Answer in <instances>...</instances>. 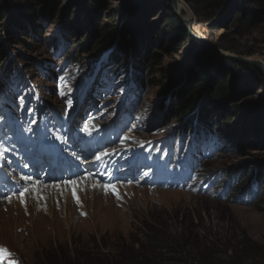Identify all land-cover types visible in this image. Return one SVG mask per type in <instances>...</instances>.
<instances>
[{
  "label": "rangeland",
  "instance_id": "rangeland-1",
  "mask_svg": "<svg viewBox=\"0 0 264 264\" xmlns=\"http://www.w3.org/2000/svg\"><path fill=\"white\" fill-rule=\"evenodd\" d=\"M182 1L189 10L174 9L172 14L183 20L191 36L185 43L168 31L161 37L156 35L160 24L162 30L173 24L163 22L171 14V0H103L96 21L120 29L122 40L131 44L143 47L144 35L147 39L150 36L151 48L163 56V62L152 71L141 70V83L131 89L128 79L114 76L112 61L96 63L89 55L75 54L87 31L81 36L62 35L60 20L80 10L75 0H52L55 10L47 20L38 22V30L18 15L17 5H10V19L23 25L22 32L7 39L9 22L0 21L4 28L0 30V51L6 49L22 73L17 71L9 81L11 95L4 99L9 111L0 121V146L9 140L7 136L16 130L18 122L26 135L33 134L30 140L34 142L39 138L37 122L41 119L61 140L66 141L72 131V136L88 149L86 159L94 162L92 172L102 179L108 176L104 185L119 187V197L111 190H81L76 196L84 197V206L75 205V197L68 203L66 190L73 191L72 187L79 184L76 181L53 185L57 189L60 185V192L42 183L53 188L52 195L36 197L28 191L25 198L24 192L23 204L18 197L21 188L12 198L9 193L0 200V264H167L161 257H171L170 249L158 248L149 241L158 243L159 238L185 248L193 257H212L214 264H224L232 254L242 256L247 264H264V181L252 179L253 188L261 189L260 194L246 197L244 203L235 202L223 189L228 175L239 165L250 167L248 175L260 168L264 177V139H247L251 146H235L225 131L214 130L217 143L207 142L208 147L196 148L198 164L192 168V137L182 145L181 137L175 136L183 125L175 114V95L195 86L188 74L195 71L192 59L204 51V46L214 56L202 68L210 74L205 93L209 94L221 77H226L230 93L229 105L212 114L222 130L230 129L224 118L232 115L231 106L248 101L264 103V70L238 59L264 65V0L236 2L237 9L243 10L242 21L228 15L216 28L213 26L219 17L209 21L196 9V0ZM134 6L144 17L139 12L134 14ZM107 57L110 53L104 59ZM229 60L244 67L233 69ZM3 66L0 52V73ZM185 74L183 87L167 96L164 83ZM37 93H42V102L35 99ZM11 113L15 118L8 116ZM256 117H251V125ZM249 142L244 140L245 144ZM171 155L187 162L176 174L168 168ZM165 156L168 159L161 165ZM31 185L35 184L29 182L28 187ZM45 201L48 208L43 205Z\"/></svg>",
  "mask_w": 264,
  "mask_h": 264
},
{
  "label": "trees",
  "instance_id": "trees-1",
  "mask_svg": "<svg viewBox=\"0 0 264 264\" xmlns=\"http://www.w3.org/2000/svg\"><path fill=\"white\" fill-rule=\"evenodd\" d=\"M240 1L241 0H234L233 2H231V0H196L195 3L196 7H198L196 9L204 14L209 21H214L219 17L217 24L213 26V28H216L217 25L228 15L232 16L237 21H242L243 10H238L236 7L237 5L235 4ZM10 5H17V10L15 11L18 15L26 22L29 21L28 25L30 24V27L32 26L36 28V30H38V22L47 20L49 14L55 10L54 7H52V0H23V3L11 2L9 4H7L5 0H0V7L3 8H0V21L9 22L6 27V35L7 39L10 40L18 32H22L23 26H20L15 20H11ZM75 5L77 6V9H80L77 10V14H72L66 19H61L59 25L64 38L72 33L81 36L82 33L86 31L88 32L84 37V42H81L79 47L77 46V53L75 51V54L78 56L89 55L94 60H97L109 50L112 51L115 49L114 58L117 65L114 69H116V73L129 72L130 67L133 66L136 78L139 82H141V77L139 75L141 70L145 69L147 71H152L151 69L163 62V56L157 50L151 48L150 36H148L147 39L146 35H144V43H142L143 47L140 43V45L131 44L130 42L122 40V31H120V29L111 27L108 23H100L96 21L98 20V15L104 6L103 0H75ZM174 9V7H169V13L171 14L163 20V22L173 21V24L166 27L165 30H162L160 24L156 35L161 37L165 34V31H168L173 37H181V43H185L191 36L186 31L183 20L172 14V10ZM131 10L135 15L139 12L140 16L142 14V17H144L142 11L138 10L137 7L134 6ZM123 12L124 10L121 13ZM1 29L4 28L0 26V30ZM23 43L25 46L29 47V45H27L28 42L23 41ZM206 49L207 46H204V51L194 56V59H192L196 69L195 71H191L188 76H190L192 80L194 79L196 82L195 86L190 90L187 89L184 92H177L175 95L177 98L175 114L180 117V121L183 123V125L177 129V134H181L183 140L187 142L188 137H192L191 143L201 147L203 146V143H207L210 140L216 143L214 130L220 131V133L225 131L224 133H226L227 138L235 146H251L252 143L247 139L252 140V138L255 141L261 142V140L264 139V103L254 104L248 101L241 105L231 106L230 112L232 115L225 116L224 118L226 123L231 124L230 129H227V132L226 130H222L218 125V122L213 119V112L220 111L229 105L230 93L226 87V77H221L218 80L216 87H214L213 90H209V94L205 93L206 91L208 92L209 89L207 84L209 83L210 74L209 70L205 71L202 70V68L208 66L214 58L211 52L208 50L205 51ZM0 52L1 61L5 62V60L8 59V64L13 66V59L8 55L6 49H2ZM25 61L27 62V60ZM228 63L233 69L240 70L244 67L243 64L237 61L229 60ZM186 81L187 75L185 74L175 77L170 83H164L166 95L168 94L167 96L171 97V94L183 87ZM253 84L256 85V83ZM261 86L264 89V83L261 84ZM253 115H257V121L254 125H251L250 120ZM232 121H234V123ZM245 139L246 142L249 143L245 144ZM191 157L194 159L195 156L192 155ZM249 170L250 167L239 165L228 175L225 183L227 185L226 187L232 188L233 190V200L239 199V201L243 202V197L248 195L250 190L252 191L253 196L259 195V192L252 188L251 181L256 177L257 180L262 183L264 181L263 173L259 168L255 170V173L252 172L251 175H248V173L250 174ZM157 237H159V235H157ZM157 240L158 243L152 240L149 241L152 244L154 243V246L158 248L170 249V253L172 254L171 257H161L167 262V264H214L212 257H197V255H194L193 257L185 250V248H179L177 244H167L162 238ZM247 263L248 262H246L242 256H236L235 254L228 256V259L224 262V264Z\"/></svg>",
  "mask_w": 264,
  "mask_h": 264
},
{
  "label": "bare ground",
  "instance_id": "bare-ground-1",
  "mask_svg": "<svg viewBox=\"0 0 264 264\" xmlns=\"http://www.w3.org/2000/svg\"><path fill=\"white\" fill-rule=\"evenodd\" d=\"M175 9H178L180 12L181 11H188L189 10V7L187 6V4L186 3H183V1L182 0H179L178 2H176V7H175ZM185 21L187 22V20L185 19ZM72 115H73V113H72ZM71 137V136H70ZM71 139V138H70ZM78 141H76V143H77ZM78 143H80V142H78ZM18 146H20V145H18ZM20 148H21V146H20ZM46 150H48V152H51V153H57V152H61V150H60V146L58 145V143L56 142V140H54V139H51L50 140V143H48L47 144V146H46ZM16 159H17V157H16ZM15 171V173H17V171L16 170H14ZM25 171H27V173L28 174H35V173H37V168H36V166H30L29 167V169H26ZM89 171V170H88ZM89 173V172H88ZM90 174V173H89ZM91 175V174H90ZM91 177L92 176H89V179H91ZM4 179V178H3ZM52 178L51 177H47V178H45V180H51ZM0 182H1V176H0ZM28 183L29 182H31V183H35V185H31V187H28V189H30L31 190V193L32 194H34V196L36 195L37 197H39L40 195H43L44 197H47L48 196V194L50 193V191L51 190H53V188L54 189H56V191H59L60 192V185L58 186L59 188L57 189V187H55V186H53V188L51 187V188H48L47 186H45V185H42V183H40L39 182V186L36 184V181H27ZM86 184L88 185V183L87 182H85V184H83L81 187L82 188H86L87 186H86ZM40 185H42L41 187H40ZM26 188V187H25ZM62 188H64V187H62ZM78 188H80V187H77V185H75L74 187H73V191L74 190H77ZM83 190V189H82ZM67 191H68V193H69V195L71 194V191H69V189L67 188ZM85 191V190H84ZM89 191V190H88ZM55 193H57L58 194V192H54L53 194H55ZM78 193V192H77ZM84 193V192H83ZM87 193V192H86ZM90 193V192H89ZM96 193H97V191H96ZM30 194V193H29ZM51 194V193H50ZM79 194V193H78ZM52 195V194H51ZM77 195V194H76ZM25 196H27V195H25ZM79 196V195H78ZM27 197H29V195L27 196ZM31 197V196H30ZM81 197V196H80ZM87 197V196H86ZM85 197V198H86ZM89 198H90V196H89ZM33 200V199H32ZM69 200H70V197L66 200L68 203H69ZM24 201V203H25V199L23 200ZM59 202H60V200H59ZM35 204V203H34ZM37 204V203H36ZM41 204H42V202H41ZM32 205V204H31ZM43 205H46L47 206V208H48V206H49V202L48 203H46V201L44 202V204ZM42 205V206H43ZM74 205V204H73ZM42 206H41V208H42ZM46 206H44V207H46ZM52 206V205H51ZM78 207V206H77ZM32 208V207H31ZM53 208V207H52ZM46 209V208H45ZM44 209V210H45ZM57 209V208H56ZM73 209V208H72ZM49 210V209H48ZM43 211V210H42ZM35 212H36V210H35ZM45 213V212H44ZM61 213V212H60ZM49 214V213H48ZM42 215V214H41ZM46 215V214H45ZM35 216V215H34ZM53 216V215H52ZM48 217V216H47ZM40 218V217H39ZM47 219V218H46ZM53 220V219H52ZM53 222V221H52Z\"/></svg>",
  "mask_w": 264,
  "mask_h": 264
},
{
  "label": "snow or ice",
  "instance_id": "snow-or-ice-1",
  "mask_svg": "<svg viewBox=\"0 0 264 264\" xmlns=\"http://www.w3.org/2000/svg\"><path fill=\"white\" fill-rule=\"evenodd\" d=\"M85 130L86 131H89L88 126L85 127ZM96 158L97 159H100L101 157L100 156H97ZM70 183H75V182H70ZM108 190H111L114 194H116L119 197V192L117 191V189L114 186H108V185H106L105 186V191H108ZM26 191H27V189H24V191L20 193L21 202H23L24 192H26ZM73 196L77 199V202L79 203V197L76 196L75 191L73 192Z\"/></svg>",
  "mask_w": 264,
  "mask_h": 264
},
{
  "label": "water",
  "instance_id": "water-1",
  "mask_svg": "<svg viewBox=\"0 0 264 264\" xmlns=\"http://www.w3.org/2000/svg\"><path fill=\"white\" fill-rule=\"evenodd\" d=\"M171 1L173 2V7L175 8L176 2H178L179 0H171ZM219 54H222V53L219 52ZM223 55L231 57V55H229V54H223ZM238 59H239V61L254 65V66L259 67V68L264 70V65L262 63L256 61V60H248V59H243V58H238Z\"/></svg>",
  "mask_w": 264,
  "mask_h": 264
}]
</instances>
